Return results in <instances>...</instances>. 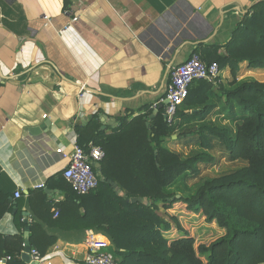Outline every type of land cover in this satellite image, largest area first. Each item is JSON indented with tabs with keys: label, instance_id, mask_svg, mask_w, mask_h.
Returning a JSON list of instances; mask_svg holds the SVG:
<instances>
[{
	"label": "crops",
	"instance_id": "1",
	"mask_svg": "<svg viewBox=\"0 0 264 264\" xmlns=\"http://www.w3.org/2000/svg\"><path fill=\"white\" fill-rule=\"evenodd\" d=\"M255 1L0 0V245L19 234L30 243L35 223V235L55 238L41 264H85L90 235L118 259L102 233L84 226L83 207L63 205L75 126L101 109L100 130L109 134L118 117L141 113L163 96L173 65L200 44H224ZM237 70V82L264 81L263 68L241 62ZM232 80L229 67L219 70L217 83ZM213 89L210 115L187 124H228Z\"/></svg>",
	"mask_w": 264,
	"mask_h": 264
},
{
	"label": "trees",
	"instance_id": "2",
	"mask_svg": "<svg viewBox=\"0 0 264 264\" xmlns=\"http://www.w3.org/2000/svg\"><path fill=\"white\" fill-rule=\"evenodd\" d=\"M197 48L205 62L230 68L228 87L217 83V77L191 82L170 124L161 104L155 113L152 104H144L141 113L118 117L109 134L100 130L101 109L86 124L75 126L76 143L86 151L89 143L99 146L104 156L98 186L89 193H76L62 177L63 205L84 208V226L108 239L118 264H264V81L235 79L241 62L264 68V0L251 5L224 44ZM214 85L220 93L214 94L215 102L222 101L220 112L228 124H187L210 115L216 105L209 101H214ZM167 140L198 151L184 156L166 147ZM221 159L244 164L201 176L200 164ZM130 197L144 201L127 202ZM186 215L202 219L200 231L212 228L219 234L208 243L198 242L182 222ZM38 228L30 225V244L44 255L55 238L38 237ZM0 247V259L9 257L6 264H26L20 259L22 234L6 237Z\"/></svg>",
	"mask_w": 264,
	"mask_h": 264
},
{
	"label": "built area",
	"instance_id": "3",
	"mask_svg": "<svg viewBox=\"0 0 264 264\" xmlns=\"http://www.w3.org/2000/svg\"><path fill=\"white\" fill-rule=\"evenodd\" d=\"M65 14L69 15L70 11L66 10ZM219 70L216 62L207 63L198 52H191L183 62L170 68L163 96L152 104L153 109L156 110L158 105L166 101L164 115L166 121L169 124L172 123L178 106L187 95L189 84L196 80H213L218 76ZM103 156L104 152L99 146L89 143L86 151L74 142L71 151L64 154L66 163L62 168L61 175L76 193H89L98 186L99 177L94 172L93 166ZM38 187H43V184H38ZM14 196L19 197L20 193L16 191ZM85 241L88 247L84 258L85 264H118L115 257L102 250V245L93 240L92 235ZM29 256L31 261H36L39 264L45 258V254H40L36 248H30Z\"/></svg>",
	"mask_w": 264,
	"mask_h": 264
},
{
	"label": "rangeland",
	"instance_id": "4",
	"mask_svg": "<svg viewBox=\"0 0 264 264\" xmlns=\"http://www.w3.org/2000/svg\"><path fill=\"white\" fill-rule=\"evenodd\" d=\"M259 68V67H256ZM264 69V68H263ZM238 70H236L237 73ZM243 80H250L247 78H244ZM166 145V144H165ZM168 147H172L177 149V151L182 152L184 156L192 155L193 153L198 151V148L191 147V148H180L177 146H172L170 142H167ZM244 163L240 160H236L233 162H228L226 160H219L217 164L211 165L210 163L207 164H200V174L201 176L209 175V176H216L225 172L232 171L234 169L239 168ZM194 187V186H193ZM192 187V189H193ZM179 188V187H178ZM180 189V188H179ZM190 217V216H189ZM189 217L183 216L181 217L183 224L189 228V230L194 234L197 241H202L205 243L210 242V240L214 239L219 233L214 231L212 228L207 229L206 231H200L198 226L202 223V219L196 218V217Z\"/></svg>",
	"mask_w": 264,
	"mask_h": 264
},
{
	"label": "water",
	"instance_id": "5",
	"mask_svg": "<svg viewBox=\"0 0 264 264\" xmlns=\"http://www.w3.org/2000/svg\"><path fill=\"white\" fill-rule=\"evenodd\" d=\"M166 104V101L163 102L160 106L164 107V105ZM156 112V110H154V113ZM164 119H166V116L164 115ZM175 135H172V138H175ZM95 167H99V162L94 163ZM99 175V174H98ZM113 189L116 191V193L122 197H125V194L119 189V187L116 184H112ZM127 202H143L144 199L140 198V197H130V198H126L125 199ZM24 236L27 237V233H24ZM30 248L31 245L29 243V240L27 238H25L24 240V250L21 253V260L26 263V264H39L36 261H31L30 256H29V252H30Z\"/></svg>",
	"mask_w": 264,
	"mask_h": 264
}]
</instances>
